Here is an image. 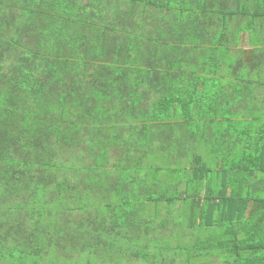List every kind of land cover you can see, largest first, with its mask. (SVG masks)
I'll return each instance as SVG.
<instances>
[{
	"label": "trees",
	"instance_id": "16d2710c",
	"mask_svg": "<svg viewBox=\"0 0 264 264\" xmlns=\"http://www.w3.org/2000/svg\"><path fill=\"white\" fill-rule=\"evenodd\" d=\"M261 62L264 0H0V264L105 233L143 261L264 264Z\"/></svg>",
	"mask_w": 264,
	"mask_h": 264
},
{
	"label": "rangeland",
	"instance_id": "374dc122",
	"mask_svg": "<svg viewBox=\"0 0 264 264\" xmlns=\"http://www.w3.org/2000/svg\"><path fill=\"white\" fill-rule=\"evenodd\" d=\"M234 52V51H233ZM245 54L243 56L244 58V63L240 64V68H244L245 65L244 64H248L250 62L251 59L254 58L255 55H251L249 53V50H244ZM249 58H251L249 60ZM249 60V61H247ZM258 69H264V63H260V65L257 67ZM28 177L25 178V180ZM4 180L8 181L5 183L1 196L3 197V201L7 202V203H11L14 201L15 197H18L19 201H27L28 198V186H22L20 187L19 193L18 194H14L12 191V188H10L12 185V183L17 182V180L15 178H13V176H11L10 178H5ZM19 180H22V178H20ZM164 213L163 208H161V210ZM176 213V211L174 212ZM173 222L178 221V224H173L176 225L175 229L173 231L172 236H181L182 234V229H185L187 227L186 223L182 222V219L179 216H176L175 214L173 215ZM198 233V232H193ZM200 233L202 234V231H200ZM178 242H182V238L178 239ZM158 244H153L152 246H157ZM170 245L175 247L176 245L171 244L170 242L165 244V246ZM131 249L129 247V249L125 246H123V243H117V245L115 246L116 248L119 249V252L116 253L115 251H113L114 253H105L102 254V258H99L98 255H94L92 254L91 257L89 256H82V254L78 253L76 254L74 257H69V253H63L64 257L67 258L69 257L67 260L60 262L58 264H182L183 260H185V255L184 253H176V252H165L162 251L160 253H158V250H153L150 249L149 251L145 252L149 259H147L146 261H143L142 259H136L133 260L132 258H128L131 256V253L133 251V253H136L135 247H136V243H133V245H131ZM104 256H106L104 258ZM205 261L204 264H207V260H203ZM184 264V263H183Z\"/></svg>",
	"mask_w": 264,
	"mask_h": 264
},
{
	"label": "crops",
	"instance_id": "0c3cea01",
	"mask_svg": "<svg viewBox=\"0 0 264 264\" xmlns=\"http://www.w3.org/2000/svg\"><path fill=\"white\" fill-rule=\"evenodd\" d=\"M240 47L242 48V51L249 50V53L251 55H253V50H255L254 47L247 45V42L244 45L242 44ZM107 190H109V189H107ZM109 191L102 190V189H99L97 191L99 196L102 194V192L106 193L105 195H107V200L105 201V204H107V201H109V199H111V200L115 199L112 197L114 194L113 189L109 190ZM107 205H109V204H107ZM148 206L150 207L151 205H148ZM120 207H121L120 204L114 203V204H112V208L107 207V210L112 212V211H115V209H120ZM177 207L179 208L180 206L177 205ZM106 219L107 220L105 222L109 225L110 224V223H108V222H110L109 215L106 216ZM90 237L91 238H89V242H88L89 243L88 253H90L89 257H91L92 254H94V255H98L99 258H102L101 257L102 254H105L108 252L114 253L113 251H115L116 253H118L119 249L115 247L117 245V243H120V244L123 243V246L127 247L128 249H129V247L131 249L130 243H131V245H132V243H136V240H135L136 236H130V235L129 236L124 235L122 237H119L116 235L113 236L112 234L109 235V234L105 233V234H99V235L90 236ZM105 257L106 256H104V258ZM128 258H132L133 260H136L138 257H136V253L134 254L132 251L131 256Z\"/></svg>",
	"mask_w": 264,
	"mask_h": 264
}]
</instances>
